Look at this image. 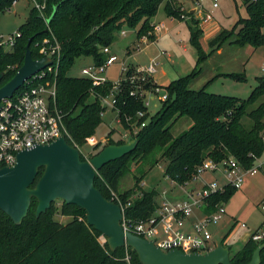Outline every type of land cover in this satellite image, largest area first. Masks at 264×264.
I'll list each match as a JSON object with an SVG mask.
<instances>
[{
  "label": "trees",
  "instance_id": "obj_1",
  "mask_svg": "<svg viewBox=\"0 0 264 264\" xmlns=\"http://www.w3.org/2000/svg\"><path fill=\"white\" fill-rule=\"evenodd\" d=\"M21 0H0V17L10 10L14 2ZM31 2V0H28ZM247 18L239 21L233 29L223 30L210 42L213 52L224 44L239 46H264V0H243ZM45 6L43 13L31 11L27 21L21 26V38L12 52L0 50V73L5 74L0 87L7 84L22 67L25 61V48L31 38L32 57L41 58L40 49L45 41L57 40L61 45V62L48 67L49 80L57 82L56 105L63 111L66 129L70 135L68 143H76L83 148L88 139L96 134L102 125V116L107 107L102 100L113 95V110L124 129L130 133L131 140L139 141L136 149L122 159L107 163L96 173L95 186L104 197L114 201L125 210L126 218L140 220L151 217L158 209L157 193L147 192L142 184V176L135 178V186L120 191V181L130 172V166L153 169L161 160L167 161L166 176L175 184L185 186L197 173L198 168L210 158L216 162L234 158L246 168L253 167L256 159L264 155V104L250 111L264 96V77L258 79V86L247 99L209 93L206 87L197 91L190 84L202 73L201 65L208 57L199 43L203 30L199 20H193L191 27L192 44L198 49L199 57L195 70L170 82L167 87L153 83V78L139 80L142 74L133 66L128 67L120 89L114 92L112 82L95 86L91 79L77 78L69 73L81 57L93 58V64L101 66L108 55L105 47L112 48L115 33L123 28L135 31L137 41L143 37L149 42L157 41L154 34L153 18L162 5L167 17L183 21L186 12L175 0H36ZM58 10L50 23L47 22L55 9ZM192 17V13H190ZM137 44V43H136ZM226 78L245 81L243 74H222ZM136 78L135 82H131ZM160 87L165 90L167 100L162 108L150 116L143 97L131 93L143 89L154 91ZM93 97V101L89 99ZM145 116L137 117L139 112ZM245 117L252 121L251 128L243 123ZM181 118H190L192 124L179 136L172 133L173 126ZM146 126L142 127V123ZM137 130V131H136ZM113 132L107 136L106 144L97 143L90 150L93 157L107 145H123L125 140L116 141ZM255 157V158H254ZM82 161L86 158L82 155ZM34 187L44 173L39 170ZM116 193L119 200L113 197ZM238 191L227 187L220 194L208 198L209 205L204 212L212 213L218 205L226 203ZM36 218V200L21 225H17L0 209V264H141L136 251L129 247L112 251L108 244L101 245L103 236L88 225L86 212L77 205H68L59 200ZM70 218L69 223L57 220V216ZM264 226V224L262 225ZM261 229V228H260ZM259 230V229H258ZM227 234L221 245L227 246ZM264 243L249 238L240 251L231 248L232 264H248L257 247ZM264 264V250L261 253Z\"/></svg>",
  "mask_w": 264,
  "mask_h": 264
},
{
  "label": "rangeland",
  "instance_id": "obj_2",
  "mask_svg": "<svg viewBox=\"0 0 264 264\" xmlns=\"http://www.w3.org/2000/svg\"><path fill=\"white\" fill-rule=\"evenodd\" d=\"M180 1H184L185 4L186 15L183 21L168 18L165 12V5L161 6L153 18L156 26L164 24L156 42L141 43L138 48L136 43L140 41H137L135 31L123 28L120 32L115 33L112 52L118 56L119 60L107 69L106 77L109 82L114 84L125 78L126 73L122 74L123 64L127 68L129 66H133L136 69L145 68L151 63L153 58H157L156 61L159 62L156 67L157 72L154 73L153 77L160 86L167 87L171 81L186 77L192 73L195 70L199 53L198 49L192 44L191 27L194 28V23L191 19L198 20V18L194 14L192 18L188 17L190 16L189 9L198 7L205 14H210L212 21L203 23V20L199 19V27L203 30L199 43L208 57L201 65L202 73L190 84L191 89L200 91L203 87H206L209 93L240 99L249 98L252 91L259 85L258 79L263 77L264 46H239L226 43L220 48L222 49L221 52H213L210 47V42L218 37L221 31L231 30L239 21L247 18L248 14L244 1L218 0L219 7L217 9L214 8L211 0H198L200 7L197 4V0ZM33 9V3L28 0H21L16 6L7 10L0 17V36L5 38L9 34L19 31ZM123 31L126 32L125 35H123ZM134 42H136V45ZM129 48L133 50L132 53H128ZM3 51L12 52L13 49L6 46ZM161 51L166 52L168 55L162 56L160 54ZM171 54L172 60L169 58ZM92 64L93 58L91 57L78 58L69 75L71 77L84 78L81 70ZM236 73L245 75L246 80L235 81L222 76V74ZM112 100L113 95L102 101L107 110L102 116V125L94 135L97 141L104 145L110 132H113L112 137L116 141H131V136L128 135L129 132L120 124L117 113L113 110ZM91 101H93V97L89 99V102ZM147 101L150 103L149 114L154 116L162 108V103L157 95L150 93L147 94ZM261 104H264V96L249 110L252 111ZM243 123L248 129L252 126V121L248 117L244 118ZM191 124L192 120L190 118H181L172 128L173 135L179 136V134L188 130ZM93 146L86 145L81 149L82 153L89 155ZM166 166V160H161L153 169L141 168V165L138 168L136 165L130 166V172L119 183L120 191L124 192L133 188L135 186V178L142 176L141 185H143L144 190L147 192L155 191L157 193L156 201L159 204L164 202L163 200L174 204L184 199L186 190L192 188L191 186L194 185L195 181L184 187L175 183L172 184L166 176ZM219 176V173L212 174L208 172L204 175V178H208L210 181L217 180L222 184L223 178H219ZM248 185L250 186L251 184ZM250 190L246 191L245 186L226 202L228 216L218 225L210 227L211 232L216 234L215 244L221 243V238L224 239L230 233L227 238V246H231L235 252L242 248L251 233L256 232L258 229L262 230L260 232H264V226H262L264 224V188ZM60 203V201L57 202L58 205H61ZM56 219L64 223L71 221L70 218L60 215ZM242 224H246L247 227L243 228Z\"/></svg>",
  "mask_w": 264,
  "mask_h": 264
},
{
  "label": "built area",
  "instance_id": "obj_3",
  "mask_svg": "<svg viewBox=\"0 0 264 264\" xmlns=\"http://www.w3.org/2000/svg\"><path fill=\"white\" fill-rule=\"evenodd\" d=\"M211 1L214 8L217 9L219 7L218 0ZM17 3L15 1L12 7L16 6ZM31 3L43 13L45 9L44 5L36 2V0H31ZM197 4L200 7L198 0ZM195 9V14L192 13V15L194 14L198 20L202 19L203 23L212 21L210 14H205L198 7ZM188 18L192 17L189 16ZM163 27L164 24L155 25V36L156 34H160ZM125 34L126 32L123 31V35ZM21 36L22 34L19 31L9 34L5 38L0 36L2 48L7 46L13 49L17 43V39L21 38ZM146 42L149 43L148 38L143 37L139 43L137 42L136 47L139 48L141 43ZM103 53L108 55L103 65L97 66L92 64L81 70L82 76L91 79L95 86L104 85L109 82L106 77L107 69L119 60L118 56L112 53L110 47H105ZM160 54L162 56L168 55L164 51H161ZM40 55L41 58L52 60V66L57 71L62 59L61 45L57 40L53 42L45 39L40 49ZM156 59L153 58L147 67L137 69L142 74V76L138 77L139 80L145 81L147 77H151L153 78V83L159 85L153 77L154 73L157 72L156 67L159 65ZM46 69L27 80L24 86L13 97L2 100L0 103V169L14 166L17 163V155L25 151V149H31L41 144H51L61 135H64L67 141L70 138L65 122H63V111L56 105L57 82L56 80H49ZM127 70L128 68L123 64L122 74L127 73ZM262 71L264 77V66ZM135 80L136 78H132L131 82H135ZM121 81L113 84L114 92L119 91ZM149 93L157 95L161 102L167 100L165 90L160 87L149 92L139 89V91L132 92L131 95L138 96L139 94L140 97H143L145 106L149 108L150 103L147 101V94ZM111 104L115 105L114 96ZM143 116H145V113L141 111L137 117ZM145 126L146 122L142 123V127ZM128 135L130 136V133ZM97 143L99 142L96 137L92 136L88 139L87 145H96ZM72 146L79 150L80 154L86 158V161H90V154H83L82 148L76 143ZM258 160L256 159L253 167L246 168L234 158L225 159L222 162H216L210 158L206 159L198 168L194 178L185 186H189L192 181L197 182L202 180V177L208 172L212 174L219 173L223 178L222 184L217 180L202 182L203 187L201 189H187L185 198L174 204L163 200L164 202L159 205L157 211L151 217L141 218L140 220L126 218L125 210L122 207L124 218L122 227L124 231H129L141 238L153 241L155 246L164 252L180 250L186 254L208 253V251L216 247L214 233L211 232L210 227L218 225L223 221L227 213L226 203L223 202L216 207L214 212L206 214L204 210L209 205L208 198L217 193L222 194L227 187L236 191L242 189L246 185L248 178L254 177L259 173L261 166L258 165ZM112 194L115 199L119 200L116 193L113 192ZM196 211H201L203 218L191 224L190 231H185L187 224L193 218ZM242 227L245 228L247 226L246 224H242ZM260 231L262 230L253 232L250 238L255 242L262 241L264 232ZM99 241L101 245H104L107 243V238L103 235L99 238Z\"/></svg>",
  "mask_w": 264,
  "mask_h": 264
},
{
  "label": "water",
  "instance_id": "obj_4",
  "mask_svg": "<svg viewBox=\"0 0 264 264\" xmlns=\"http://www.w3.org/2000/svg\"><path fill=\"white\" fill-rule=\"evenodd\" d=\"M57 10L58 7L47 20L48 23ZM28 41L22 67L7 84L0 87V103L13 97L27 80L53 65L49 58L35 60L32 57L31 38ZM1 48L0 41V50ZM4 76L5 74L0 73V84ZM138 143L134 139L123 145H107L91 157L89 162L82 161L79 150L71 146L64 135L51 144L25 149L17 155L14 166L0 169V209L17 225H21L33 200L38 204L36 218L46 213L53 203L62 200L68 205H77L86 212L88 225L107 238L108 247L112 251L129 247L136 251L141 264H232L231 248L226 245H218L205 254H186L180 250L164 252L153 241L124 231L122 207L104 197L95 186V177L107 163L131 154ZM42 168V177L31 187ZM263 250L264 243L257 247L248 264H261Z\"/></svg>",
  "mask_w": 264,
  "mask_h": 264
},
{
  "label": "crops",
  "instance_id": "obj_5",
  "mask_svg": "<svg viewBox=\"0 0 264 264\" xmlns=\"http://www.w3.org/2000/svg\"><path fill=\"white\" fill-rule=\"evenodd\" d=\"M175 3L176 4H178L179 6H181V7H183V8H185V4H184V1L182 2V1H180V0H175ZM185 10V9H184ZM195 11H196V9H195V7L194 8H190L189 9V12L190 13H194L195 14ZM170 18V17H169ZM171 20H173L172 18H171ZM156 37H157V41H158V39H159V34H156ZM136 42H134V44H135ZM136 45V44H135ZM111 51H112V48H111ZM132 51L133 50H131V48H129L128 49V53H132ZM221 52L222 51V49H220V50H218L217 52ZM113 53V52H112ZM169 56H171L170 57V59L172 60V54L171 55H169ZM169 59V60H170ZM258 165L259 166H261V168H260V171H259V173L258 174H256L254 177H250V178H248L247 180H246V191L247 190H249V189H251L252 191L253 190H255V189H258V188H264V155L258 160ZM221 176H219V178H220ZM222 178V177H221ZM206 181H210V180H208V178H204V176L202 177V180H200V181H197V182H195L194 183V185H192L191 187H192V189H201L202 187H203V184H202V182H206ZM223 182V181H222ZM248 184H251L250 186L248 185ZM244 186V187H245ZM248 186V187H247ZM243 187V188H244ZM242 188V189H243ZM191 188H189V190H190ZM241 189V190H242ZM250 190V191H251ZM249 191V192H250ZM186 196V194L184 195V197ZM226 217L228 216V214L226 213V215H225ZM201 218H203V213L201 212V211H196L195 212V214H194V216H193V218H191L190 219V222L187 224V226H186V228H185V231H190L191 230V224H193L196 220H198V219H201ZM234 226H235V224H234ZM252 234V233H251ZM251 234L249 235V237H248V239L250 238V236H251ZM215 237H216V234L214 233V239H215ZM222 240H223V238H221ZM221 240V241H222ZM247 241V240H246ZM216 246H218V245H221L220 243H216L215 244ZM229 245V244H228ZM241 249V248H240ZM238 251H240V250H238ZM238 251H235V252H238Z\"/></svg>",
  "mask_w": 264,
  "mask_h": 264
}]
</instances>
